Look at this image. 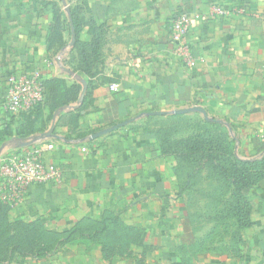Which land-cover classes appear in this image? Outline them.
Returning <instances> with one entry per match:
<instances>
[{"label": "crops", "instance_id": "1", "mask_svg": "<svg viewBox=\"0 0 264 264\" xmlns=\"http://www.w3.org/2000/svg\"><path fill=\"white\" fill-rule=\"evenodd\" d=\"M181 10L191 23L179 52L168 23ZM33 72L50 103L35 116L0 110V156L35 146L61 179L30 186L16 208L1 205L0 264H264V177L245 191L250 225L238 250L196 253L175 161L157 132L179 116H205L226 126L240 156L261 154L264 0H0V101L7 75ZM73 85L77 100L52 110ZM193 107L202 112L175 114ZM107 213L119 226L99 242L65 237ZM41 231L59 239L45 243Z\"/></svg>", "mask_w": 264, "mask_h": 264}, {"label": "rangeland", "instance_id": "2", "mask_svg": "<svg viewBox=\"0 0 264 264\" xmlns=\"http://www.w3.org/2000/svg\"><path fill=\"white\" fill-rule=\"evenodd\" d=\"M204 120L200 115L179 116L159 126L157 132L164 136L161 137L163 145L180 156L179 191L189 210L192 233L188 245L196 253H235L243 230L232 208L236 202L235 189L218 167L203 166L198 153L192 152L198 144L204 147L199 136L207 141L205 147H211L212 154L217 148L215 155L220 160L216 159V163H221L226 160L227 138L234 137L223 125L207 127Z\"/></svg>", "mask_w": 264, "mask_h": 264}, {"label": "built area", "instance_id": "3", "mask_svg": "<svg viewBox=\"0 0 264 264\" xmlns=\"http://www.w3.org/2000/svg\"><path fill=\"white\" fill-rule=\"evenodd\" d=\"M190 23L189 14L183 10L171 17L168 23L169 41L179 52L185 47ZM6 84V93L0 101V110L6 113L31 111L44 99L43 79L37 72L30 75L10 73ZM52 147L51 143L46 144L47 149ZM60 179L58 167L46 164L42 150L35 146L22 147L0 156V202L9 208L22 203L30 186L58 183Z\"/></svg>", "mask_w": 264, "mask_h": 264}, {"label": "trees", "instance_id": "4", "mask_svg": "<svg viewBox=\"0 0 264 264\" xmlns=\"http://www.w3.org/2000/svg\"><path fill=\"white\" fill-rule=\"evenodd\" d=\"M71 18L74 26V32H75V44L77 43L76 36L78 32V20H77V15L75 12V9L71 10ZM79 51L81 53V67H85L84 69L86 70V66L88 65L86 56H84V47L79 46ZM93 51L94 48H93ZM43 85L45 89L44 93V99L42 103L37 105L34 109L28 112H21L20 115L22 116H35L38 114V112L41 110L43 105L46 103H50L49 99H47V87L45 84V81L43 80ZM80 87L79 85H73L69 87L66 92L61 96L59 99L55 100L52 99L51 101L53 102L50 104V107L52 110H55L61 106L67 105L69 102L76 101L78 98ZM205 125L207 127L215 124H221L225 128L226 126L219 122L215 121L214 119H207L204 120ZM227 129V128H226ZM228 130V129H227ZM159 135V133H158ZM160 136V140H162ZM199 140H202L204 143V147H201L203 145H196L194 147L192 152L198 153V159L203 162V166H210V167H218L220 171H222V174L225 177H228L232 185L235 189L236 192V202L232 206L234 210V216L237 219V222L240 227L245 228L250 225V204L248 200L245 198V191L254 186L260 178L264 177V148L261 149V154L256 155L255 157L252 158H245L240 155H238L235 152V139L232 138L230 135L228 136V140L226 142V160L221 162V163H216V159L220 160V157H216L215 152L217 151V148L214 153L212 154L211 147H205L206 142L205 139H202L201 137H197ZM162 142V141H161ZM168 146V145H167ZM163 145L161 146L162 151L164 152L165 155H172L175 160V165L173 167L174 173L179 176V164H180V159L178 153H173L172 151L169 150V148ZM180 187V185H179ZM1 205H4L8 207L6 204H3L0 202V207ZM116 227L119 226V220L116 215L107 213L102 216V218L99 221H93L91 219H84L78 223H76L74 226H72L70 229L66 230L64 233L65 237L67 239L71 238L72 236L76 234H82V233H88L90 240L94 242H99V236L100 234L108 227ZM39 238L41 241H44L45 243H55V240L57 241L59 238L56 237L55 234L52 233H46V232H39ZM35 243H33L30 247V249L33 248ZM18 248V247H17ZM16 249V248H15ZM21 254H23V250H18ZM106 253V252H105Z\"/></svg>", "mask_w": 264, "mask_h": 264}, {"label": "water", "instance_id": "5", "mask_svg": "<svg viewBox=\"0 0 264 264\" xmlns=\"http://www.w3.org/2000/svg\"><path fill=\"white\" fill-rule=\"evenodd\" d=\"M71 36H72V41H71V42L73 43L74 40H75V32H74V28H73L72 25H71ZM84 91H85V83H84V87H83V89H82V91H81V94H80L79 100H82V97H83ZM58 111H59V109L56 111L55 114H57ZM192 111H200V112H202V110H201L199 107H193V108L185 109V110H182V111H176L175 114L187 113V112H192ZM54 116H55V115H54ZM204 117H205V116H204ZM52 129H53V125L50 127V129H49L47 132L43 133L42 135H39V136L35 137L34 140H35V139H40V138H45V137L50 136L51 133H52ZM110 130H111V129H107V130L101 131V132L97 133V134L94 135V136L100 135V134L105 133V132L110 131ZM0 151H1V149H0Z\"/></svg>", "mask_w": 264, "mask_h": 264}]
</instances>
